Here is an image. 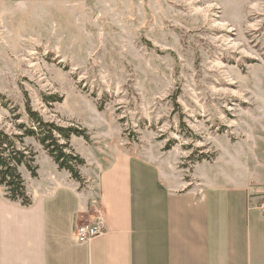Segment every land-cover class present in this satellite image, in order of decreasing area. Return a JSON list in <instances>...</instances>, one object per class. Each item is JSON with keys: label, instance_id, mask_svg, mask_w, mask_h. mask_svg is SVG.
Listing matches in <instances>:
<instances>
[{"label": "rangeland", "instance_id": "1", "mask_svg": "<svg viewBox=\"0 0 264 264\" xmlns=\"http://www.w3.org/2000/svg\"><path fill=\"white\" fill-rule=\"evenodd\" d=\"M26 101L71 130L81 188L118 148L264 199V0H0L1 130L31 125Z\"/></svg>", "mask_w": 264, "mask_h": 264}, {"label": "crops", "instance_id": "2", "mask_svg": "<svg viewBox=\"0 0 264 264\" xmlns=\"http://www.w3.org/2000/svg\"><path fill=\"white\" fill-rule=\"evenodd\" d=\"M117 150V151H116ZM95 156L81 188L48 168L22 173L30 204L0 187V264H264V199L248 182L184 188L157 155ZM98 198L106 230L78 243L74 225Z\"/></svg>", "mask_w": 264, "mask_h": 264}, {"label": "trees", "instance_id": "3", "mask_svg": "<svg viewBox=\"0 0 264 264\" xmlns=\"http://www.w3.org/2000/svg\"><path fill=\"white\" fill-rule=\"evenodd\" d=\"M26 113L30 126L19 125L21 133L9 135L0 129V187L4 188L5 198L21 206L30 204L26 194L24 179L19 172L23 166L31 177H36L37 167L33 165L35 153L25 145V138H34L46 151L59 170H65L77 182L82 181L77 166L84 161L69 147L70 129H64L44 122L37 112L31 110L26 101ZM74 134H77L73 131ZM62 140V142H60Z\"/></svg>", "mask_w": 264, "mask_h": 264}, {"label": "built area", "instance_id": "4", "mask_svg": "<svg viewBox=\"0 0 264 264\" xmlns=\"http://www.w3.org/2000/svg\"><path fill=\"white\" fill-rule=\"evenodd\" d=\"M256 194H258L256 192ZM264 210V203L259 206ZM106 230L104 213L99 199L90 198L87 204V217L81 218L74 225V235L78 243H86L93 238L102 235Z\"/></svg>", "mask_w": 264, "mask_h": 264}]
</instances>
